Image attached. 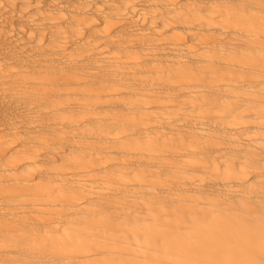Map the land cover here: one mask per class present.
<instances>
[{"label":"bare ground","instance_id":"obj_1","mask_svg":"<svg viewBox=\"0 0 264 264\" xmlns=\"http://www.w3.org/2000/svg\"><path fill=\"white\" fill-rule=\"evenodd\" d=\"M0 264H264V0H0Z\"/></svg>","mask_w":264,"mask_h":264}]
</instances>
